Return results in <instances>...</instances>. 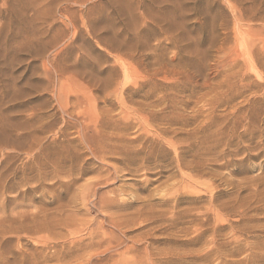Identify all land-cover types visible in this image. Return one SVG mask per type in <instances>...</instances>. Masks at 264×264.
Wrapping results in <instances>:
<instances>
[{
	"label": "rangeland",
	"instance_id": "obj_1",
	"mask_svg": "<svg viewBox=\"0 0 264 264\" xmlns=\"http://www.w3.org/2000/svg\"><path fill=\"white\" fill-rule=\"evenodd\" d=\"M131 263L264 264V0H0V264Z\"/></svg>",
	"mask_w": 264,
	"mask_h": 264
},
{
	"label": "bare ground",
	"instance_id": "obj_2",
	"mask_svg": "<svg viewBox=\"0 0 264 264\" xmlns=\"http://www.w3.org/2000/svg\"><path fill=\"white\" fill-rule=\"evenodd\" d=\"M166 22V21H165ZM111 224V223H110ZM96 232V231H95ZM73 237V236H72ZM211 240V239H210ZM125 245V244H124ZM130 248V247H129ZM136 248V247H135ZM128 251V250H127ZM108 252V251H107ZM149 255V254H148ZM151 257V256H150ZM111 258V257H110ZM132 260V259H131ZM89 262V261H88ZM129 262H131V261H129ZM81 263H82V261H81ZM132 264V263H131Z\"/></svg>",
	"mask_w": 264,
	"mask_h": 264
}]
</instances>
